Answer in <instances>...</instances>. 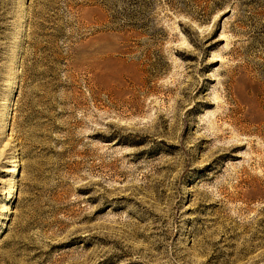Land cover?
<instances>
[{"label":"rangeland","instance_id":"rangeland-1","mask_svg":"<svg viewBox=\"0 0 264 264\" xmlns=\"http://www.w3.org/2000/svg\"><path fill=\"white\" fill-rule=\"evenodd\" d=\"M0 264H264V0H0Z\"/></svg>","mask_w":264,"mask_h":264}]
</instances>
